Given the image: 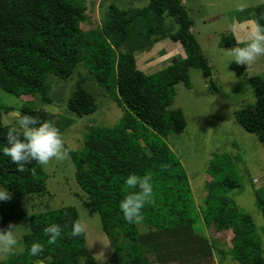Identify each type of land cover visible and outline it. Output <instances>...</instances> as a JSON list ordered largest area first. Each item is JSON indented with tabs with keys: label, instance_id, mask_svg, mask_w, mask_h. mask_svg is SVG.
<instances>
[{
	"label": "trees",
	"instance_id": "trees-1",
	"mask_svg": "<svg viewBox=\"0 0 264 264\" xmlns=\"http://www.w3.org/2000/svg\"><path fill=\"white\" fill-rule=\"evenodd\" d=\"M82 2L0 0V87L17 97L38 96L51 103L48 76L67 80L83 65L108 93H117L113 98L125 109L122 121L113 127L91 128L83 150H68L76 166V182L87 194L85 206L100 215L106 235L115 243L113 263L151 264L150 254L159 257L160 251L174 257L186 253L210 256L208 239L196 232L195 225L202 218L209 226L232 230L223 258L229 255L240 264H264L261 235L253 217L240 211L227 196V191L239 187L233 162L227 155L214 154L208 169L212 180L206 185L204 201L197 204L187 172L167 143L168 136L187 127L183 110L172 108L176 85L191 86L192 68L212 79V67L193 33L194 21L182 0H150L145 7L127 10L111 6L101 25L88 30L81 24L87 19ZM256 11V21L261 23L262 11ZM167 17L175 20L176 31L165 27ZM164 39L166 45L180 43L186 57L173 58L154 74L141 70L137 55L146 54ZM86 80L80 77L68 102L69 110L78 117L98 108L95 95L84 87ZM249 81L256 103L238 111L236 119L264 145V77L254 76ZM23 114L50 120L60 132L65 128L55 115L37 107L25 105ZM9 127L3 124L0 108V146ZM224 160L227 172L217 168ZM129 173L152 177V203L141 210L143 220L138 224L125 221L119 210V201L131 191L123 183ZM0 186L11 193L10 200L0 202L1 221L30 223L22 260L30 264H81L83 260L97 264L85 232L78 237L71 235L72 224L80 222L75 207L47 209L32 216L22 209L23 201L47 193L43 166L33 161L24 172H17L9 158L0 154ZM257 197L264 210V197L259 193ZM50 224L62 229V237L53 245L46 243L44 232ZM33 242L44 245L38 256L29 254Z\"/></svg>",
	"mask_w": 264,
	"mask_h": 264
},
{
	"label": "rangeland",
	"instance_id": "rangeland-1",
	"mask_svg": "<svg viewBox=\"0 0 264 264\" xmlns=\"http://www.w3.org/2000/svg\"><path fill=\"white\" fill-rule=\"evenodd\" d=\"M184 1L194 21L193 32L212 67V79L205 77L199 69L192 68L191 86L187 87L183 83L176 85L172 108L183 110L187 127L178 135L168 136L167 143L187 172L197 204L204 201L206 185L212 180L208 169L214 154L227 155L233 162V167H236L239 181V187L227 191V196L235 201L240 211L253 217L264 249V210L258 205L257 197V193L264 197V145L236 119L238 111L256 103L249 78L264 77V56L258 57L249 66L238 65L235 61H230L229 56L231 48L239 46L234 43L235 30L249 28L259 18L257 9L262 11L260 21L264 24V0H182L183 3ZM149 2L150 0H83L87 19L81 22L82 27L88 30L100 26L111 6L127 10L145 7ZM165 27L173 32L178 28L171 17L166 18ZM230 40L234 41L233 44ZM168 45L164 39L155 43L145 55H137L138 67L154 74L165 68L173 58L186 57L183 47L178 44ZM81 76L87 78L84 87L95 95L98 108L89 115L78 117L69 110L68 102ZM47 82L51 85V103L43 102L38 96L17 97L0 87V108L4 125L15 126L25 105L49 112L55 115L60 124L65 125L61 134L66 145V155L62 159L53 158L43 166L47 175V193L33 195L31 199L23 201L22 209L32 216L47 209L75 207L85 229L87 247L96 263L114 264L112 258L115 243L106 235L100 215L85 206L87 194L76 182V166L68 150H83L91 128L119 124L125 109L113 98L117 93H108L83 65H79L74 75L67 80L50 74ZM225 166L224 160L217 168L227 172ZM9 224L15 226L18 243L14 254L0 253V264H30L21 259L25 252L24 238L30 233V223L12 220L5 224L0 219V229L7 228ZM195 227L197 235L199 233L201 237L208 239L206 243L211 246L210 256L201 257L197 253L195 255L198 257H193L186 253L174 257L160 251L161 259L156 253L150 254L151 264H240L229 255L225 258L222 255L223 250H229L232 230L209 226L202 218ZM218 239L222 244H219ZM194 247L192 244L191 248ZM81 264L86 263L83 260Z\"/></svg>",
	"mask_w": 264,
	"mask_h": 264
},
{
	"label": "clouds",
	"instance_id": "clouds-1",
	"mask_svg": "<svg viewBox=\"0 0 264 264\" xmlns=\"http://www.w3.org/2000/svg\"><path fill=\"white\" fill-rule=\"evenodd\" d=\"M264 19V18H262ZM231 48L230 61L236 64L251 65L258 57L264 56V24L253 21L247 30L243 41ZM5 143L0 146V154L9 158L15 165L17 172H24L26 165L33 161L41 166L47 165L50 160L62 159L66 155L65 145L60 130L54 122L41 120L39 116L23 114L16 121V125L9 127L4 134ZM131 191L127 192L119 201V210L128 223H140L143 220L142 209L152 203L153 183L150 174L143 176L129 173L123 181ZM11 193L7 187L0 186V202L10 200ZM85 229L79 221L72 224L71 235L81 236ZM47 235L46 243L53 245L62 237L60 225L50 224L44 229ZM18 243L15 226L9 224L0 229V253L14 254ZM31 256H38L44 251V245L33 242L29 248Z\"/></svg>",
	"mask_w": 264,
	"mask_h": 264
},
{
	"label": "crops",
	"instance_id": "crops-1",
	"mask_svg": "<svg viewBox=\"0 0 264 264\" xmlns=\"http://www.w3.org/2000/svg\"><path fill=\"white\" fill-rule=\"evenodd\" d=\"M184 4H185V1H184ZM250 24V23H249ZM248 24V25H249ZM248 27H250V25L248 26ZM248 28H246V30H247ZM246 30H243V29H238V30H235V39H236V41H243L245 38H246V36H247V32H246ZM194 33V32H193ZM235 41V44H237V42ZM171 44H178V45H180L181 47H182V45L180 44V43H170L169 45H168V47L169 46H171ZM171 52V51H170ZM145 55V54H144ZM145 59H147V58H145ZM137 63L139 64V62H138V58H137ZM219 241H220V239H218ZM218 240L216 241V243H218ZM222 241H220L219 242V244H222L221 243Z\"/></svg>",
	"mask_w": 264,
	"mask_h": 264
}]
</instances>
